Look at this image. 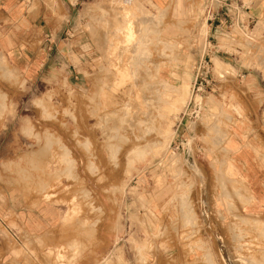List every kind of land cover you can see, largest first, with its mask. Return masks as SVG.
<instances>
[{
	"label": "rangeland",
	"instance_id": "1",
	"mask_svg": "<svg viewBox=\"0 0 264 264\" xmlns=\"http://www.w3.org/2000/svg\"><path fill=\"white\" fill-rule=\"evenodd\" d=\"M20 1L42 27L64 21V58L28 77L0 13V231L47 217L40 264H165L183 244L264 264V90L215 66L220 49L264 74V0ZM122 9L143 45L117 33Z\"/></svg>",
	"mask_w": 264,
	"mask_h": 264
},
{
	"label": "crops",
	"instance_id": "2",
	"mask_svg": "<svg viewBox=\"0 0 264 264\" xmlns=\"http://www.w3.org/2000/svg\"><path fill=\"white\" fill-rule=\"evenodd\" d=\"M45 5L46 3H44L42 0H37V2H34V7L38 10H41V12ZM27 7L28 6L23 8V3H21L20 0H0V13L8 15V23L13 24L14 27L12 28V31L7 33L4 37L3 50L10 58L13 59L15 65H17V67L21 69L23 73H25L30 78H35L37 77L41 68L49 63L50 58L57 57H55V50L59 54L58 58H64V55H62L64 48L60 50V47L63 45L61 33L65 29V25L64 21H60L54 26L46 22L44 27H42V23L37 17L29 15L28 10L26 9ZM253 13L252 18H254L253 15L256 14V11ZM223 26H220L219 28L224 29ZM25 41H29L30 45L28 46L26 44L24 46L23 43ZM217 46L221 48L220 44ZM232 46L236 47L235 42L232 43ZM220 52H222V56H218L217 58L219 59L215 60V63L218 61L222 64H225L226 66L231 67L232 70L238 74V77L248 79L251 82L250 84L253 83V86L256 87L257 90H264V74L262 72L258 70L259 73H255L254 70L247 64V61L242 60L239 56H236V54H229L227 52L225 54L223 50H217V53ZM225 55H229L228 57H230V59H225ZM36 58H42L40 64L39 62L37 64ZM260 102V100L257 101V104ZM262 104L264 105V103ZM260 124H264V116H261ZM262 129L263 144L261 145L264 146V125H260V128H258L257 131L260 132ZM257 145H259V143ZM244 161L248 166L250 165L249 159L244 158ZM248 170L250 172L252 169L249 168ZM257 187L259 186L255 184L254 190ZM257 198L260 197L257 196ZM24 219L26 223L25 232L20 233L13 228H8L6 232L0 231V264H40V260L32 257L30 251H36L37 253H40L41 250L52 249L50 245L47 244L46 246L45 243H43V247L36 243H31V240L33 239L32 237H44V235L48 233V218L43 214H35L31 216H25ZM17 233L23 238V241L20 243L19 240L18 242H15L16 239L14 234L17 235ZM25 241H27L29 244ZM24 242L28 244L27 248L25 247ZM190 247L191 245L189 244L179 245L174 249V254L169 257V260L165 264H207V259L204 258V255L199 254V256H195L193 259L190 254ZM119 249L120 252L123 251L126 255L129 248L126 245L125 248H122L121 246ZM133 262L134 261L130 259L127 264H133Z\"/></svg>",
	"mask_w": 264,
	"mask_h": 264
},
{
	"label": "bare ground",
	"instance_id": "3",
	"mask_svg": "<svg viewBox=\"0 0 264 264\" xmlns=\"http://www.w3.org/2000/svg\"><path fill=\"white\" fill-rule=\"evenodd\" d=\"M133 4L136 6V8L142 13V15H146L148 12L142 7V5L140 6L139 3H137L136 1L133 2ZM117 14V13H116ZM132 14H133V11L132 10H128V9H122L121 12H119V16L117 15L116 18L117 21H116V27H117V33H119L120 31L122 30H125L126 31V36L124 37V41H128L127 39L130 37L131 40L133 39H136V40H133V41H137L139 42L138 45H141L142 43V39H138L137 36H136V31L134 30L133 28V24H132ZM144 28V27H143ZM145 29V28H144ZM145 32V31H144ZM143 36V34H142ZM141 36V37H142ZM140 38V37H139ZM143 38V37H142ZM143 45V44H142ZM215 66L217 68V72H221V70L225 69L226 66H224L222 63L220 62H216L215 63ZM227 69V68H226ZM125 78H123L122 82L124 83L126 80V77L125 74H123ZM125 79V80H124ZM184 88H188V85H186ZM186 91V90H185ZM188 91V90H187ZM188 93V92H187ZM187 95V94H186ZM183 97H186V96H183ZM184 102V98H180L177 100L176 102V106H175V109H174V114L177 113V111L179 110V107L180 105H182ZM179 114V113H178ZM214 126V125H213ZM169 137V136H168ZM167 138V137H166ZM165 141V140H164ZM164 148V147H163Z\"/></svg>",
	"mask_w": 264,
	"mask_h": 264
}]
</instances>
